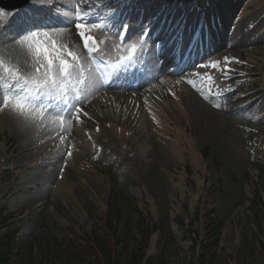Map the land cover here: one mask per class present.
I'll use <instances>...</instances> for the list:
<instances>
[{"label": "rangeland", "instance_id": "1", "mask_svg": "<svg viewBox=\"0 0 264 264\" xmlns=\"http://www.w3.org/2000/svg\"><path fill=\"white\" fill-rule=\"evenodd\" d=\"M238 1L217 0L215 7L222 9L218 19L225 26L212 30V35L228 36L234 29L246 25L240 24L239 13L240 9L245 11L246 4L240 9L233 7ZM105 3L108 1L99 2L97 7ZM262 6L264 0H258L249 11ZM226 8L230 12H226ZM111 11V8L105 9L100 15L101 21L110 16ZM234 11L239 12L233 14ZM260 18L254 16L250 27ZM43 23H46L44 19L30 25L14 22L5 29L6 32L0 33V101L19 93H6L9 82L14 81L7 69L19 68L21 73L31 71L37 63V44L51 48L55 42L56 46L76 53L77 63L86 72L82 78L73 75L62 91L41 96L39 107L28 118L13 112L11 105L7 107L10 109L6 118L13 122L0 125V148L3 149L0 154V264H117L118 260L120 264H126L131 252L141 244L136 225L139 216L145 217L146 223L156 225L151 238L152 242L153 237H157L156 251L151 255L148 253L153 264H264V133L250 132L253 130L250 124L235 122L220 114L217 130L201 139L198 137L197 151L199 156L202 155V166L197 165L188 152L183 154L182 161L157 159L154 155L149 164L140 167L121 158H110L107 162L106 156L95 160L89 139L74 137L70 146L71 150L75 146L79 162H68L78 171L83 169L85 172L71 176L76 186L72 196L59 187L57 182L62 179L54 172L50 175V162L42 158L45 145L37 146L41 135L35 130L41 127L44 117L68 114L73 108L75 111L91 70L79 48H74L57 34H50L41 26ZM0 27L3 28L1 18ZM133 32L131 38L122 41L119 29L115 32L106 26L90 29V33L97 34L103 41V54L118 65L120 78H127L132 86L152 82L165 95L163 101L175 106L168 88L160 85L163 77L155 81L159 76L158 67L153 63L154 57H148L150 52L155 55L157 41H142V26L134 27ZM246 38H253L252 32ZM257 42L251 46L258 49L253 62L246 53L238 54L240 66L249 73L247 84L238 94L260 88L264 37L259 44ZM223 49H226L223 56L217 57L221 49L209 55L201 65L212 66L221 61L226 65L225 58L228 60L232 49ZM88 58L90 61L89 54ZM120 62L124 63L119 65ZM168 67L170 71L173 64L169 63ZM223 71L221 78L211 70L204 71L217 90H220L217 85L223 79ZM116 87L112 92L123 94L129 86L122 87L119 82ZM206 97L221 98L218 92H206ZM3 109L6 108H0V111ZM114 117L120 123L127 116L110 110V116L103 121ZM76 124L77 120L72 118V128ZM182 125L197 135L203 123L190 119V124L185 120L173 124L171 129L175 131ZM33 146L36 147L31 148ZM26 148L31 149L25 151ZM2 169L13 175L3 177ZM182 173L185 182L180 184ZM193 197H196L194 203ZM111 215L117 216L114 263H109L100 254H89L82 244L92 234L104 235L106 220ZM8 223L18 228L11 244L5 240ZM215 232L218 233L217 243H212L210 236ZM3 252H6L4 260L1 258Z\"/></svg>", "mask_w": 264, "mask_h": 264}, {"label": "bare ground", "instance_id": "2", "mask_svg": "<svg viewBox=\"0 0 264 264\" xmlns=\"http://www.w3.org/2000/svg\"><path fill=\"white\" fill-rule=\"evenodd\" d=\"M102 1H108V3L97 7ZM257 1L240 0L236 2L235 6L233 5L240 9L243 8V4H246L245 11L240 9V24L246 23L249 26L248 29L246 25L239 26L228 36H216L215 34L212 39L206 31L222 29L225 26V23L218 19L222 9H209L216 0H179L178 3L175 0H30L25 9L36 8L41 17L47 20L44 26L50 34H57L74 48H79L93 77L91 80L85 79L83 86L85 91L80 94L77 100L80 105L77 104L75 111L73 108L68 110L70 111L68 114L65 112L55 117H44L40 122L41 127L35 130L37 134L41 135L37 146L45 145L42 158L50 162V175L54 172L57 177L60 176L62 179V182H57L59 187L66 189V193L72 196L76 186L73 185L71 176H80L79 172H85L83 169L78 171L68 162L70 160L79 162V158L75 155V146L72 150V146H70L74 137L89 136L94 148L96 145L102 144L100 158L107 156L105 159L107 162L110 158H121V160L128 161L129 164H136L137 167H140V165L149 164L154 155L157 159L177 158L182 161L183 154L188 152L192 160L200 166L202 155L200 157L197 151L198 137L201 139L217 130L220 114L235 122L241 121L244 124L252 125L253 130L250 132L264 133V52L260 66L263 83L256 92L238 94V92H242L247 78L245 71L234 68L237 66L225 65L224 61L217 63L216 68L206 64L204 67L201 65L209 55L221 49L217 57L223 56L226 51L223 48L232 49L231 52L229 51L231 53L229 55L230 62H239V53H246L249 60L253 62L258 49L251 46H254L253 42L257 40V44H259L264 37V6L256 11H249L257 4ZM181 2H184L185 6L177 14L176 10ZM197 2L200 3L199 7H195ZM108 7H111L112 13L101 22L100 15ZM25 9H16L9 13L0 11L2 26L4 25L3 28L0 27V33L6 32L13 20L23 21ZM130 10L133 12L129 37L135 34H132V26H142L141 22L147 23L149 19H155L159 15V19L151 29L150 38L159 39L158 44L164 45V51L159 56L155 50V55L150 52L148 57L152 58V55L153 63L158 67L159 76L155 81L159 77H163L160 80V85L168 88L175 106L163 101L165 95L152 85V82H141L132 86L127 78L118 77V65L115 63L113 65L116 71V80L120 81L122 87L129 86L127 87L128 91L117 94L112 92L117 88L116 84L109 88L105 87L96 66L91 60L89 61L88 53H85L87 50L77 39L78 30L75 27H70L74 23L80 22L79 18L87 12L86 20L89 23V30L101 25L115 32L120 29L123 20H128ZM168 10L171 12L169 15ZM201 10L204 12L203 16L199 21H194ZM225 11L230 12V9L226 8ZM12 13H16L17 16H12ZM138 13L140 14L137 16ZM173 13L174 15H172ZM183 14H186L187 19L180 20L178 24ZM142 15L143 18H141ZM254 16L261 17L260 21L250 27ZM93 22L100 23L93 26L95 25L92 24ZM200 28L202 29L200 30ZM195 30L197 32L194 33ZM251 32L253 38H246V35ZM176 34L182 37L178 41L173 39ZM17 36L20 35L17 34ZM204 39H210L209 47L202 46ZM238 48L246 49L237 50ZM163 60H166V63ZM169 63L173 64L170 71ZM121 64L120 62L119 65ZM204 68L211 70L218 78H221V71L224 70L223 79L217 85L220 90L214 87L213 82L204 73ZM103 88L111 90L103 91ZM98 91L100 92L98 93ZM206 92L211 94L218 92L221 98L209 99L206 97ZM259 93L262 95L253 97ZM89 95L91 96L88 97ZM9 109L0 111V125L13 122L6 118ZM110 110L117 115L123 112L127 117L120 123H117L115 118L103 121V118L110 116ZM162 112L166 115H162ZM176 117L179 119H175ZM72 118L73 121H82L83 124H76L72 128ZM190 119L203 123L202 127L197 130V135H194L193 132L190 133L188 128L183 125L175 131L171 129L173 124L183 123L185 120L190 124ZM109 121L112 122V127L106 126ZM97 125L100 128L99 133L94 132ZM120 126L121 129L118 130ZM50 142L52 144L47 145ZM34 147L36 146L31 148ZM31 148H26L25 151ZM2 152L3 149L0 148V154ZM69 152L71 153L70 157L67 156ZM38 161L36 160V162ZM184 182L185 175L182 173L180 184ZM59 194H61V189ZM195 199L196 197L192 198V203ZM153 206L155 208L154 203ZM156 247L157 237L155 235L148 251L149 255L155 253Z\"/></svg>", "mask_w": 264, "mask_h": 264}, {"label": "snow or ice", "instance_id": "3", "mask_svg": "<svg viewBox=\"0 0 264 264\" xmlns=\"http://www.w3.org/2000/svg\"><path fill=\"white\" fill-rule=\"evenodd\" d=\"M88 13L85 12L76 22L74 27L78 30L77 39L82 41V47L91 54L96 50L95 37L88 34L89 23L86 20ZM142 23V34L147 36L155 24V19H149L147 23ZM130 22L125 19L120 24V31L127 33ZM181 35H174V40H180ZM135 48H133V52ZM35 55L37 63L32 66L31 71L21 73L19 68L7 69L11 78L16 81V88L20 94L15 99L5 97L0 101V108H7L9 104L12 111L18 115L28 118L39 107L38 101L41 96H50L53 93L60 92L64 89L66 82L73 75L78 78L85 76V68L77 63L76 53L62 49L56 46L55 42L50 47L37 44L35 46ZM226 63L228 62L225 58ZM58 61V63H57ZM71 61V62H70ZM213 68L217 67L216 63L212 64ZM87 78L93 79L92 74L88 73ZM68 155H71L69 152Z\"/></svg>", "mask_w": 264, "mask_h": 264}, {"label": "trees", "instance_id": "4", "mask_svg": "<svg viewBox=\"0 0 264 264\" xmlns=\"http://www.w3.org/2000/svg\"><path fill=\"white\" fill-rule=\"evenodd\" d=\"M10 176L11 174L7 173V177ZM116 218V215H111L106 220V232L104 235L101 233H95L93 236L87 237L82 243L89 254H100L102 257L104 256L109 263H112L114 259L113 248L115 247V236L117 234ZM136 225L137 231L141 236V244L131 252L129 261L126 264H153L150 258H146V253L149 246L150 236L152 231L156 229V226L146 223V219L142 217L138 219ZM7 226L9 227H7L8 231L5 240L7 244H11L14 239H16L18 228L11 223L7 224ZM217 237L218 233L215 232L210 236L211 242L217 243ZM5 256L6 252H3V256L1 257L2 260H4ZM117 264H120L119 260L117 261Z\"/></svg>", "mask_w": 264, "mask_h": 264}]
</instances>
